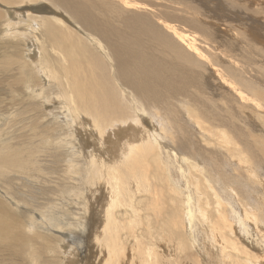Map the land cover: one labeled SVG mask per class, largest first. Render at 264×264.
<instances>
[{
	"label": "bare ground",
	"instance_id": "1",
	"mask_svg": "<svg viewBox=\"0 0 264 264\" xmlns=\"http://www.w3.org/2000/svg\"><path fill=\"white\" fill-rule=\"evenodd\" d=\"M249 4L0 0V264H67L88 236L102 264H264V210L246 204L263 145L240 170L242 111L264 105V0Z\"/></svg>",
	"mask_w": 264,
	"mask_h": 264
},
{
	"label": "rangeland",
	"instance_id": "2",
	"mask_svg": "<svg viewBox=\"0 0 264 264\" xmlns=\"http://www.w3.org/2000/svg\"><path fill=\"white\" fill-rule=\"evenodd\" d=\"M150 1H151V3H154V0H150ZM234 1H236L239 5L245 7L242 9H247V8H250L252 6L251 4H249V0H234ZM161 4L162 5H168L165 3H161ZM156 8H157V6H156ZM10 16L11 15H9V17ZM262 19H263V23H264V18H262ZM258 20H261V18L258 17ZM221 27H226L225 28L226 30L220 29V35L219 36L230 38V35L227 32L228 26H221ZM228 28L230 29L231 32L235 31L236 33H239V31L231 29L230 27H228ZM236 52L239 54H242L241 50L236 51ZM248 74H249V77H246L245 80L246 79H252V80L256 79V77L253 74H251V73H248ZM215 80H216V78H215ZM215 80H214V82H215ZM208 82H210V81L208 80ZM216 85H218V87H220V88H227V86L219 85L217 83H216ZM248 89H250L251 92L253 90V88H251V87H248ZM261 89H262L261 87H255V90L252 93L250 92V94L248 96L250 102L257 101L259 104H261V97L259 96V94H257V92L260 91ZM211 90L214 93L216 92L215 88H213V87L211 88ZM45 109H46V112L48 113V115H50V116H52V112L55 110L54 105H51V104H47ZM257 109H259V110H257ZM257 109L253 108L252 111H249V109L242 111V116H244L246 121L247 120L249 121L245 127L248 131H251L253 133L252 138L248 141H243V144H242L244 146L243 156L247 159V162H244V167H241L240 170H242L245 175L249 174L250 172H256V168L254 165L247 167L246 165H249V164H245V163H251L252 162V160L249 158V154L255 153L259 157H261L260 149L262 151V145L264 146V144L262 142H260V141L264 140V134L261 133L264 131V121L261 120V118L264 116V105H262V107H257ZM51 110H52V112H51ZM183 114L185 115L187 122L190 124L191 129H195V127L193 128V124L189 120V118L186 116V114L185 113H183ZM31 129L32 128H28L29 133L31 132ZM96 141H97V138H91L90 137V139H88V136H87L82 141V147L84 148L85 151H87V152L93 151L94 154H97L103 158V155L105 153H103V150L102 151L99 150L98 145H96ZM210 148L212 149V146H210ZM219 157L222 161L221 156H219ZM223 159H224V156H223ZM199 161H197V163ZM201 163L203 166H205L202 161H201ZM234 164H235V166H238L236 163H234ZM205 168H207V167H205ZM212 177L214 178L213 184L215 185V187L218 190H220V189L226 190L225 183H223L221 180H219L218 175H216V176L213 175ZM189 178H190V176H189ZM263 178H264V175H263ZM197 182H199V175H197L195 177V180H193L194 184H196ZM247 182L250 183V186L253 187L254 192L252 195L249 194V197L250 196L251 197L249 198L248 202H246V204L250 202L251 203L250 208H253L257 204H260V206L261 205L264 206V199H263L264 198V187L262 185V181L259 183H251L247 180ZM255 182H257V181L255 180ZM252 184L255 186H253ZM105 196H106V192H105ZM82 197H83V195H82ZM236 198H238V196H236ZM262 206L256 210H254L255 215L258 213V211L264 210L262 208ZM86 207H87V204H86ZM94 207L95 206L91 207L94 211H97V209L99 208V207H96V209H95ZM244 208L245 209H243V208L242 209L245 211H248V209L246 207H244ZM252 211H253V209H251V211L250 212L248 211V212L251 213ZM89 213L90 212H89L88 207H87L86 215H88ZM66 236L70 238L71 234L69 235L68 233H66ZM92 237L93 236H91V237L88 236V238H87L88 240H90V242H88V240L86 241L85 238H79V237L77 238V240L79 239L78 242L82 241L83 243L79 242L80 245L78 244L77 247H80V248H78L77 251L72 255L73 257H71V259H70L71 261L67 262V264H102L103 258L106 257V255H107V250L101 244L95 246L94 238H92ZM65 241H66V239H65ZM151 243L157 244V241L156 242L151 241ZM177 243H178L177 241L170 242V245H172V246L178 245ZM67 245H68L67 248H69L71 244L68 243ZM90 245H92V246H90ZM179 258L181 259V257H179ZM191 262L192 261L187 262L186 259H184V261H183V259H181V262H178L177 264H191ZM136 264H139V262H137Z\"/></svg>",
	"mask_w": 264,
	"mask_h": 264
}]
</instances>
